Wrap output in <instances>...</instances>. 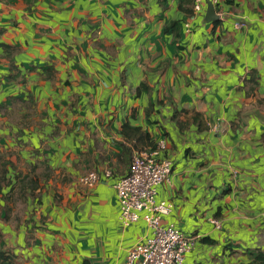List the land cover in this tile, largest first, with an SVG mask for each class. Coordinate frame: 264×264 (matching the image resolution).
<instances>
[{"label":"crops","instance_id":"1","mask_svg":"<svg viewBox=\"0 0 264 264\" xmlns=\"http://www.w3.org/2000/svg\"><path fill=\"white\" fill-rule=\"evenodd\" d=\"M214 8L0 0V264H126L152 230L121 226L114 184L159 141L184 263L264 264V0Z\"/></svg>","mask_w":264,"mask_h":264},{"label":"built area","instance_id":"2","mask_svg":"<svg viewBox=\"0 0 264 264\" xmlns=\"http://www.w3.org/2000/svg\"><path fill=\"white\" fill-rule=\"evenodd\" d=\"M206 1L215 6L219 0H193L194 10L200 11ZM244 27L245 23H235L236 29ZM165 150L166 142L159 141L156 148L135 154L128 173L114 184L121 226L127 228L143 219L152 230L151 236L130 248L126 264H185V254L194 249L198 239L175 225H163L162 217L173 207L171 202L156 200L157 186L168 183L172 173L171 160L160 157ZM99 179V173L91 171L80 178V183L91 188Z\"/></svg>","mask_w":264,"mask_h":264},{"label":"trees","instance_id":"3","mask_svg":"<svg viewBox=\"0 0 264 264\" xmlns=\"http://www.w3.org/2000/svg\"><path fill=\"white\" fill-rule=\"evenodd\" d=\"M10 1H14V0H10ZM124 131H126V126L124 127ZM135 131H140V129H136ZM145 137H148V135H145ZM1 158L2 157L0 156V163H1ZM7 172H8L7 167L0 164V195H4L3 190L10 184V181H8V179L6 178ZM1 256L5 257V254L1 252Z\"/></svg>","mask_w":264,"mask_h":264},{"label":"water","instance_id":"4","mask_svg":"<svg viewBox=\"0 0 264 264\" xmlns=\"http://www.w3.org/2000/svg\"><path fill=\"white\" fill-rule=\"evenodd\" d=\"M206 5H207V17H208V21H215L218 19V16L216 15V11L214 8V5L211 1H206Z\"/></svg>","mask_w":264,"mask_h":264}]
</instances>
